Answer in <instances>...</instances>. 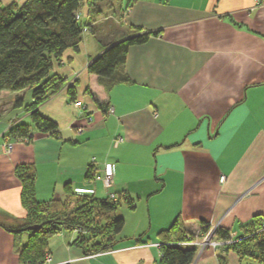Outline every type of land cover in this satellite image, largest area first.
<instances>
[{
  "label": "crops",
  "instance_id": "1",
  "mask_svg": "<svg viewBox=\"0 0 264 264\" xmlns=\"http://www.w3.org/2000/svg\"><path fill=\"white\" fill-rule=\"evenodd\" d=\"M79 9V50H65L52 67L74 84L76 102L64 88L38 107L58 136L34 130L30 141L12 142L5 152L9 128L30 123L15 101L29 105L32 98L29 89L0 93V212L26 215L15 174L22 164L35 169L38 201L64 200L69 185L79 195L128 196L134 208L118 215L124 225L114 249L85 255L73 243L77 232L62 230L48 241L50 262L43 264H157V234L176 218L188 233L218 223L234 238L256 217L263 225L264 0H130L128 7L127 0H103L86 1L83 16ZM136 28L159 34L129 47L113 77L100 82L87 72L111 42ZM122 75L130 82H119ZM105 164L113 169L109 184L93 178ZM141 235L146 241L134 243ZM27 239L0 227V264H19L15 243ZM249 250L208 249L196 264H259Z\"/></svg>",
  "mask_w": 264,
  "mask_h": 264
},
{
  "label": "trees",
  "instance_id": "2",
  "mask_svg": "<svg viewBox=\"0 0 264 264\" xmlns=\"http://www.w3.org/2000/svg\"><path fill=\"white\" fill-rule=\"evenodd\" d=\"M83 0H26L18 6L12 3L0 6V93L16 92L24 89L31 91L32 101L23 105L22 99L15 106L24 107L30 113V123H18L9 128L3 136L5 142L30 141L34 130L49 132L58 136L57 124L42 116L38 107L52 95L67 89L70 103L76 102L75 86L67 85L66 80L52 72L54 64L60 62L65 50H79L83 26L76 14ZM103 0H87L89 5ZM130 0H127V7ZM230 21L234 23L231 19ZM238 26V25H237ZM159 32H144L136 28V33H123L111 42L103 52L90 61L87 72L98 77L100 82L113 77L123 66L129 47L148 41ZM119 82L128 83L122 75ZM106 92L109 87L105 86ZM97 104H99L97 102ZM100 105V104H99ZM104 107V104H101ZM108 107V104H105ZM15 174L22 185L21 204L26 211L23 218L0 212V227L15 236L26 232V244L15 243L19 264H43L48 251V241L62 230L77 232L74 244L85 255L107 252L115 248L117 235L121 232L124 219L115 216L122 204L128 209L134 208V201L125 195H114L115 200L96 198L73 193L65 185L64 200L51 198L38 201L35 197V169L33 165L22 164L16 167ZM206 225L200 229L206 230ZM253 228L237 241L226 245L237 249L245 245L250 249L246 255L256 258L264 264V230L261 219L256 217ZM183 224L176 218L172 225L157 234L160 257L157 264H191L195 248L179 243L191 238ZM144 235L133 238L134 243H144ZM217 239L224 240L229 232L220 228ZM251 244V245H250ZM239 251V250H238Z\"/></svg>",
  "mask_w": 264,
  "mask_h": 264
},
{
  "label": "built area",
  "instance_id": "3",
  "mask_svg": "<svg viewBox=\"0 0 264 264\" xmlns=\"http://www.w3.org/2000/svg\"><path fill=\"white\" fill-rule=\"evenodd\" d=\"M76 18H78V15L76 14ZM264 60V55H263ZM121 141V138H117L115 140V144L119 143ZM3 150L7 153H9L12 149V143L10 142H4L2 146ZM93 178L95 181H101L105 184H109L112 181L113 178V169L111 164H105L102 172L100 174H97L96 172L93 173ZM225 181V176L221 175L219 177V182L223 183ZM110 199L115 200L114 195H110ZM218 223L216 224H207L205 231H197L194 233L191 238L187 236V239L180 242L179 244L182 246H188V247H194L195 248V255L194 259L191 264H196L199 259L201 258L204 251L211 249L216 250L217 248L221 246H226L233 244L237 241L236 238L233 237V235H229L227 239L219 240L217 239V232L219 230ZM261 230H264V224L262 225ZM159 244H156L158 246ZM45 262H50V255L46 254L45 256Z\"/></svg>",
  "mask_w": 264,
  "mask_h": 264
},
{
  "label": "rangeland",
  "instance_id": "4",
  "mask_svg": "<svg viewBox=\"0 0 264 264\" xmlns=\"http://www.w3.org/2000/svg\"><path fill=\"white\" fill-rule=\"evenodd\" d=\"M86 1L87 0H83L82 1L81 6H80V9H79V12H81L82 16H83L84 10L86 8ZM124 207L125 206L123 204L121 206H119L118 209H117V211L115 212L116 213L115 216H118L120 213H122V211L125 210ZM146 236L147 235L145 234V237ZM209 250H211V249H209ZM243 264H257V263H256V261L254 259L247 258V259H245V262Z\"/></svg>",
  "mask_w": 264,
  "mask_h": 264
}]
</instances>
